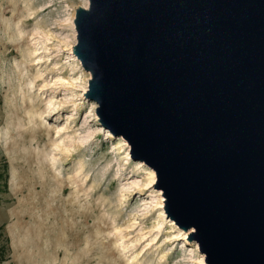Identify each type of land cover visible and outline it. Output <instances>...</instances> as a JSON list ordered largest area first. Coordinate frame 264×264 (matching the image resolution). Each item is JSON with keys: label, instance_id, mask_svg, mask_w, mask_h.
<instances>
[{"label": "water", "instance_id": "1", "mask_svg": "<svg viewBox=\"0 0 264 264\" xmlns=\"http://www.w3.org/2000/svg\"><path fill=\"white\" fill-rule=\"evenodd\" d=\"M87 2L73 55L101 126L205 264H264V0Z\"/></svg>", "mask_w": 264, "mask_h": 264}, {"label": "rangeland", "instance_id": "2", "mask_svg": "<svg viewBox=\"0 0 264 264\" xmlns=\"http://www.w3.org/2000/svg\"><path fill=\"white\" fill-rule=\"evenodd\" d=\"M87 7L0 0L2 264H205L193 230L165 214L155 172L83 95L74 19Z\"/></svg>", "mask_w": 264, "mask_h": 264}, {"label": "trees", "instance_id": "3", "mask_svg": "<svg viewBox=\"0 0 264 264\" xmlns=\"http://www.w3.org/2000/svg\"><path fill=\"white\" fill-rule=\"evenodd\" d=\"M8 239L2 233L0 229V264L6 262L8 260Z\"/></svg>", "mask_w": 264, "mask_h": 264}, {"label": "bare ground", "instance_id": "4", "mask_svg": "<svg viewBox=\"0 0 264 264\" xmlns=\"http://www.w3.org/2000/svg\"><path fill=\"white\" fill-rule=\"evenodd\" d=\"M84 7H86V5H85ZM107 135H108V134H107Z\"/></svg>", "mask_w": 264, "mask_h": 264}]
</instances>
